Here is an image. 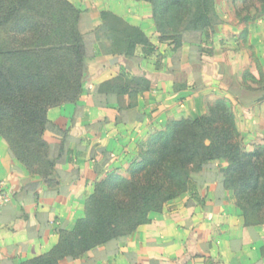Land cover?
<instances>
[{
	"label": "crops",
	"instance_id": "obj_1",
	"mask_svg": "<svg viewBox=\"0 0 264 264\" xmlns=\"http://www.w3.org/2000/svg\"><path fill=\"white\" fill-rule=\"evenodd\" d=\"M215 5L222 22L211 36L186 31L174 50L171 40L160 39L149 2L106 0L102 11L141 28L156 50L102 54L100 43L109 40H96L98 29L84 33L85 90L78 100L48 109L44 138L53 175L30 171L0 135V264H26L53 251L62 232L87 216L98 183L127 175L141 143L171 120L205 114L228 98L240 123L264 130V14L244 20L221 9L219 0ZM129 76L148 79L150 88L132 99L129 92L140 86ZM227 165L210 161L198 174L195 196L180 194L132 233L60 264H264V223L248 222L224 186Z\"/></svg>",
	"mask_w": 264,
	"mask_h": 264
},
{
	"label": "trees",
	"instance_id": "obj_2",
	"mask_svg": "<svg viewBox=\"0 0 264 264\" xmlns=\"http://www.w3.org/2000/svg\"><path fill=\"white\" fill-rule=\"evenodd\" d=\"M144 1L152 5L160 39L171 40L174 50L181 47L186 31H202L209 38L222 22L215 0ZM260 1L264 14V0ZM101 19L102 25L94 36L98 41L104 36L110 42L108 46L100 43L102 54L133 56L139 47L146 54L156 50L141 28L118 14L103 10ZM85 43L84 35L80 36L76 43L80 59ZM129 78L140 86V90L129 92L132 99L138 92L150 88L146 78ZM65 80L68 87L77 92L64 102L78 100L86 84L66 77ZM123 90L128 92L121 88ZM50 91V77L30 65L14 68L10 74L0 66V135L9 142L20 162L30 171L46 177L54 174L56 166L50 157V145L44 138L48 109L64 103L60 99L52 100ZM235 115L231 100L222 98L216 100L205 114L171 120L165 130L141 143L140 158L131 165L129 175L113 174L98 183L87 201V216L77 221L74 230L62 232L61 241L53 251L26 264H60L65 257H78L100 244L132 233L150 220L152 212L162 210L167 201L180 193L189 192L195 196L198 184L193 174L203 170L210 161L228 162L224 186L235 189L236 174L246 171L252 163L250 158L258 153L243 152L235 141L239 132ZM262 181L264 167L256 175L255 187ZM106 183H110L109 191L100 194ZM238 206L247 218V209Z\"/></svg>",
	"mask_w": 264,
	"mask_h": 264
},
{
	"label": "rangeland",
	"instance_id": "obj_3",
	"mask_svg": "<svg viewBox=\"0 0 264 264\" xmlns=\"http://www.w3.org/2000/svg\"><path fill=\"white\" fill-rule=\"evenodd\" d=\"M1 1L0 66L10 74L12 69L28 64L50 77L52 100L64 102L70 99L77 90L68 87L65 77L85 84L89 80L87 51L80 52V59L76 43L84 33L101 27V12L106 0ZM233 1L237 3L233 5L232 0H219L220 8L227 9L232 16L236 12L244 20L262 15L260 0ZM235 121L239 128L235 141L242 151L258 153L250 158L252 163L246 171L236 174V188L229 190L236 203L247 209L248 221L261 224L264 223V181L255 187V179L264 167V142H260L264 141V130L262 132L253 121L242 119L240 123L236 115ZM198 174H193L197 183ZM227 175L225 172L223 178ZM109 187L110 183H106L100 194L108 192Z\"/></svg>",
	"mask_w": 264,
	"mask_h": 264
}]
</instances>
